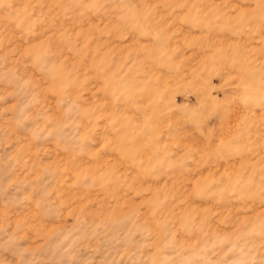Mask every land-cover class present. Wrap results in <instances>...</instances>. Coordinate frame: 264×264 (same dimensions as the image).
<instances>
[{"label": "rangeland", "instance_id": "1", "mask_svg": "<svg viewBox=\"0 0 264 264\" xmlns=\"http://www.w3.org/2000/svg\"><path fill=\"white\" fill-rule=\"evenodd\" d=\"M0 264H264V0H0Z\"/></svg>", "mask_w": 264, "mask_h": 264}]
</instances>
